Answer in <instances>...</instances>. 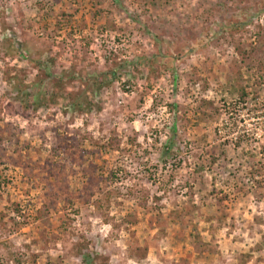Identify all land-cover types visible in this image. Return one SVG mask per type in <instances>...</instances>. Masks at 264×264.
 <instances>
[{
	"label": "rangeland",
	"instance_id": "rangeland-1",
	"mask_svg": "<svg viewBox=\"0 0 264 264\" xmlns=\"http://www.w3.org/2000/svg\"><path fill=\"white\" fill-rule=\"evenodd\" d=\"M85 254L264 264V0H0V264Z\"/></svg>",
	"mask_w": 264,
	"mask_h": 264
},
{
	"label": "trees",
	"instance_id": "trees-1",
	"mask_svg": "<svg viewBox=\"0 0 264 264\" xmlns=\"http://www.w3.org/2000/svg\"><path fill=\"white\" fill-rule=\"evenodd\" d=\"M52 80V82L54 83V86H57L58 85V87H60L61 85H65V83H64V78H55V79H51ZM241 100L243 101L244 100V98L242 97L241 98ZM255 174H259V173H255ZM255 174H253V173H251V175L255 178ZM93 254H85V255H83V262H84V264H95L94 263V260H93Z\"/></svg>",
	"mask_w": 264,
	"mask_h": 264
}]
</instances>
